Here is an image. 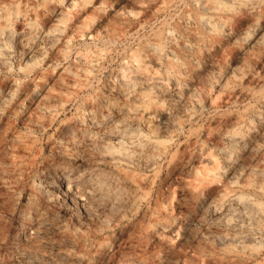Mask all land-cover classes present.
Listing matches in <instances>:
<instances>
[{"label": "rangeland", "instance_id": "obj_1", "mask_svg": "<svg viewBox=\"0 0 264 264\" xmlns=\"http://www.w3.org/2000/svg\"><path fill=\"white\" fill-rule=\"evenodd\" d=\"M68 1L64 0V3ZM164 2L146 14L130 6L126 0H91L87 15L96 18L94 30H102L108 25L118 31L113 36L88 37L76 42V52L94 59L93 74L85 89L77 92L60 89L51 82V73L60 67L54 69V62L53 67L47 68L50 89H42V92L50 96L51 125L46 118L45 129L32 135L27 132L26 118L36 113L38 101L29 103L19 95L24 102L23 109L11 114V104L1 107L0 134L8 129L20 131L30 149H18L22 157L18 164L21 181L15 186V195L10 196L0 184V264H125L123 260L129 261L128 264H159L160 259L166 260L162 264H173L179 255H186L181 258V264H240L236 261L237 256L245 258V264H264L262 260L249 258V251L258 247L247 242L249 239L243 248L229 244L228 239L214 237L211 248L205 249L203 254L192 250L189 245L191 238L189 235L183 238L182 233L187 220L195 218L186 190L194 174L179 166L190 149L191 141L196 138L202 140L204 132L219 127L231 117L246 116L251 109L262 111L263 115L255 120L253 126L260 136L264 134V53L259 47H250L248 52L252 57L245 54L244 59L251 60L252 73L239 70L235 78L225 69L215 71L204 59H194L190 51L185 52L182 56L186 65L180 70V76L185 84L195 86V99L202 108L191 103L196 113L193 123L186 124L182 131H175L176 123L183 120L184 114L175 109V104L187 98V90L175 95L176 89L168 80L169 62L181 57L175 48L179 44L177 37L180 32L198 29L195 22L198 10L194 0ZM99 3L102 11L97 13L94 8ZM127 10L134 11L130 27L116 21L117 15ZM232 24L236 39L244 36L248 27L240 29ZM250 35L255 41L257 33ZM158 38L165 43L162 64L148 65L157 74L155 77L153 74L145 75L140 87L162 100L166 113L148 123L142 118V112L137 116L127 113L134 106L140 111L143 108L137 96L130 91L132 89H125L129 80L121 69L131 63L134 54H143L147 43ZM232 48L231 42L221 51H213L214 64L221 66L226 61L234 64L233 67H241L232 56ZM37 54L40 56L41 52L37 51ZM69 64L73 68L78 66L76 54L65 63ZM220 76H223L221 80ZM221 82L222 85L228 84L222 88ZM157 83L161 84L159 91L167 89V95L156 93L154 86ZM240 91L248 93L249 97H239L237 104L228 102L229 95ZM90 111L94 112L93 118H90ZM79 118L84 122L78 127L76 121ZM101 121L103 124L96 125ZM191 131L193 135H190ZM140 135L159 138L169 146V154L154 157L152 150L146 149L140 156L137 152L126 160L115 155L121 140H132L136 144L135 149H140V144L144 145ZM214 143L215 140L207 147ZM7 152V145L0 143V164L3 166L10 162ZM251 153L249 149L239 150L246 159L252 157ZM69 155L71 161L66 159ZM206 164L207 159L201 157L194 162L193 170ZM3 166L0 165V178L7 179L6 183L12 182L11 175L3 172L6 169ZM89 169L110 172L120 178L121 191L84 197L81 186L74 183L72 188H67V182L62 179L63 171L73 174L77 181L87 177L88 173L82 174L81 171ZM232 176L220 178L216 185L219 188L225 186ZM35 181L49 188L52 200L39 203L45 219L39 230L22 229L19 216L27 209L30 185ZM170 217L176 219V227L166 229L165 234L176 246L174 253L162 244L159 236L152 235L157 219L167 223ZM210 218V213H207L204 220ZM195 224L193 233L200 230ZM19 245L32 252L33 258L18 255L15 247ZM104 245L109 249L98 260L96 255L102 250L99 247ZM70 253L85 258L86 262L70 261L67 257Z\"/></svg>", "mask_w": 264, "mask_h": 264}, {"label": "bare ground", "instance_id": "obj_2", "mask_svg": "<svg viewBox=\"0 0 264 264\" xmlns=\"http://www.w3.org/2000/svg\"><path fill=\"white\" fill-rule=\"evenodd\" d=\"M194 1L198 10L195 15L198 29L188 33L180 32L177 37L179 44H176L175 48L181 57L169 62L171 69L168 80L176 89L175 95L177 96L183 89L187 90L185 91L187 98H182L175 104V109L184 113L183 120L176 123L174 127L177 132L184 130L186 124L194 121L196 113L192 110L191 103L202 108V104L197 103L195 99V86L191 83L185 84L180 76V70L186 65L182 56L185 52L190 51L194 59H204L215 71L225 69L235 78L238 77L239 70L247 71L248 74L252 73L251 65H249L251 60L244 59L245 54L252 57V54L248 52L250 47H259L264 53V0ZM126 2L146 14L152 13L156 7L165 3L164 0H126ZM90 3L91 0H70L66 3L64 0H0V89H3L0 93V109L8 103L11 104L9 110L11 114L23 109L24 102L18 97L19 95L24 96V101L29 103L38 101L36 113L26 118L29 135L45 129L48 122V125H51L50 96L42 92V89H50L47 84V68L50 65L53 67L54 62L56 63L54 69L57 70L60 67L58 71L54 70L51 73V82L60 89L75 92L85 89L90 84L94 59L76 52V42L88 37L100 39L113 36L118 31L116 27L108 25H105L102 30H94L96 18L87 15ZM95 6L94 10L100 13L102 5L99 3ZM133 14V10H127L123 14H118L116 21L130 27V18ZM232 23L240 29L248 27L244 36L236 39V34L232 32ZM253 32L257 33L255 41H252L250 35ZM172 40L174 41V38ZM231 42L234 45L231 49L232 56L241 67H233L234 64L226 61L221 66H216L212 59L213 51H221ZM37 51L41 52L40 56ZM164 51L165 43L162 38H158L147 43L143 54H134L131 57V63L124 65L121 69V73L129 80L125 84V89H128L127 91L132 89L130 91L137 96L141 103L140 107L143 108L140 111L134 106L132 110H127V113L137 116L139 112H142V118L148 123L156 116L165 114L166 107L162 100L149 91H143L140 86L145 75L156 76L157 71H151L148 65L161 66ZM74 54H76L78 66L73 68L70 64L65 65ZM222 78L223 76H220L219 79ZM227 84L228 82L222 85L221 82L222 88ZM216 85L220 86V84ZM184 86L187 87L184 88ZM154 87L159 95L168 94L167 89L158 90L161 89V84L157 83ZM229 96L228 102L237 104L239 97L240 99L248 98L249 94L240 91L238 94ZM89 114L90 118H93L94 112L90 111ZM262 115L261 110L251 109L246 116L226 119L219 127L204 132L202 140L196 138L191 141L190 149L183 156L179 166L194 174L186 190L193 205L195 218L187 220L182 235L183 238L189 235L191 238L189 245L198 254H203L205 249L211 248L214 237H220L225 241L228 239L231 245H241L243 248L246 247L247 242L257 244L258 247L249 251V258L264 261V134L260 136L254 131L253 126L255 120ZM46 118L48 122L45 121ZM83 122L84 119L79 118L76 125L82 126ZM96 123V125L103 124L102 121ZM190 135H193L192 131ZM140 137L144 142V145L140 144V149H135L136 144L132 140H121L120 148L115 151V155L126 160L133 158L137 152V156H140L146 149H151L154 157L169 154V146L159 138L141 135ZM214 140L215 143L207 147L208 143L211 144ZM26 141V137L14 129H8L0 134V143L7 145L6 156L10 159V162L4 165L6 169L3 172L11 175L12 181L6 183L7 179L0 178V184L10 196L15 195V186L21 181L18 164L22 157L18 149L29 150ZM242 149H249L252 157L246 159L240 155L239 150ZM201 157L207 159V164L194 171V162ZM66 159L71 161L72 157L69 155ZM0 165L3 166V164ZM81 172L88 174L87 177L78 179L79 182L76 181L77 177L66 171H63L62 179L67 182L69 189L74 183L76 186H81L84 197L95 194L111 195L112 192L121 191L120 178L110 172L98 169ZM229 175H233L234 178L231 177L225 186L219 188L216 183L220 181V178ZM30 188L27 209L20 213L19 219L22 229L39 230L45 220L44 214L38 207L39 203L41 200L51 202L52 197L49 188L42 183L35 181ZM207 213H210L211 218L205 221L204 217ZM195 222L200 230L193 233L192 227ZM175 227V218H168L167 223L157 219L152 231V235L159 236L162 244L172 253L175 252L176 246L173 245V240H169L166 236L165 230H172ZM99 248L102 250L96 256L98 260H101L109 246L104 245ZM15 249L18 255L33 258V253L25 246L19 245ZM67 257L72 262H86L85 258L75 253H70ZM182 257L186 255L175 257L173 264H181ZM164 261L166 260L160 259L158 262L162 264ZM236 261L240 264L247 263L241 256H237ZM123 262L128 264L129 261L123 260Z\"/></svg>", "mask_w": 264, "mask_h": 264}]
</instances>
